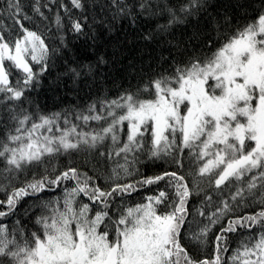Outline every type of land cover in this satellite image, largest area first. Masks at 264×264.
Returning <instances> with one entry per match:
<instances>
[{"label": "snow or ice", "instance_id": "obj_1", "mask_svg": "<svg viewBox=\"0 0 264 264\" xmlns=\"http://www.w3.org/2000/svg\"><path fill=\"white\" fill-rule=\"evenodd\" d=\"M0 264H264V0H3Z\"/></svg>", "mask_w": 264, "mask_h": 264}, {"label": "trees", "instance_id": "obj_2", "mask_svg": "<svg viewBox=\"0 0 264 264\" xmlns=\"http://www.w3.org/2000/svg\"><path fill=\"white\" fill-rule=\"evenodd\" d=\"M3 3V0H0V4H2ZM50 103V105H51V101L49 102Z\"/></svg>", "mask_w": 264, "mask_h": 264}]
</instances>
